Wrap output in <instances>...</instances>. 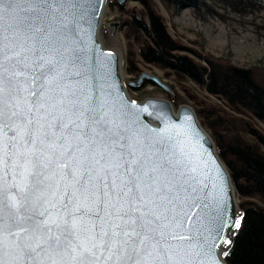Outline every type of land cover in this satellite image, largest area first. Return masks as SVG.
Instances as JSON below:
<instances>
[{
  "label": "snow or ice",
  "instance_id": "1",
  "mask_svg": "<svg viewBox=\"0 0 264 264\" xmlns=\"http://www.w3.org/2000/svg\"><path fill=\"white\" fill-rule=\"evenodd\" d=\"M42 9L50 13L54 6L0 0V133L8 138L0 163L13 181L8 189L0 186V252L24 264L66 257L77 264L170 260V239L194 237L174 234L190 217L183 207L175 211L171 196L180 186L158 179L168 161L152 165L126 116L123 126L108 121L103 106L92 101L84 107L61 89L59 53L53 55L48 43ZM37 82L39 91L31 89ZM25 91L26 114L19 103ZM47 108L46 119L54 123L38 128L36 113ZM184 192L186 207H197V188L188 185ZM48 195L53 200L46 207ZM157 202L172 205L169 214H160ZM53 212L57 219L50 221ZM85 217L92 221L87 229ZM219 227L235 235L240 224L221 214Z\"/></svg>",
  "mask_w": 264,
  "mask_h": 264
},
{
  "label": "water",
  "instance_id": "2",
  "mask_svg": "<svg viewBox=\"0 0 264 264\" xmlns=\"http://www.w3.org/2000/svg\"><path fill=\"white\" fill-rule=\"evenodd\" d=\"M44 7L54 6L53 12H44V25L48 27V43L52 45L53 55L59 53V71L62 75L60 87L63 91L74 94L80 103L87 107L92 101L104 108L108 121L117 119L123 126L124 118L130 134L136 135L140 142V150L147 154L152 165L159 168L165 159L168 167L158 171V179L162 183L172 182L180 187L172 193L175 211L181 207L190 219L187 227L174 230L175 235H191L194 239H170V260L161 256L158 264H227L223 261L222 251L230 244L228 241L235 235L227 228L220 229V216L235 218L241 225L242 213L234 197L225 166L215 153L214 144L208 133H205L192 109L184 104L174 111L171 103L164 99L144 98L140 102L132 100L125 90L120 71V57L117 52L104 48L99 40V26L105 10V0H37ZM122 3L123 0H117ZM5 25L7 21L4 22ZM67 25V27H64ZM115 28L117 22L111 23ZM144 82L152 83L169 94L170 87L160 79L146 72H141L136 79L130 80L127 86L138 89ZM25 87H28L27 85ZM31 89L40 90L39 82L31 85ZM30 89V90H31ZM29 91H25L24 99L19 101L22 111L31 107ZM50 108L36 113L38 128L54 120L46 119ZM159 129V132L156 130ZM39 135V133H38ZM8 138L0 133V156L7 153ZM139 155V152H138ZM191 169H195L194 172ZM2 163H0V186L8 189L13 181ZM179 173H187L181 176ZM193 177L195 178L193 180ZM22 186V181L17 180ZM192 185L197 188L199 200L197 207L189 210L184 204L186 193L184 188ZM15 195V193H12ZM49 206L53 200L48 195ZM154 199V197H153ZM58 204L59 201H56ZM159 204L160 214H169L172 205L166 202ZM151 208L152 205H149ZM43 210V209H41ZM57 219L55 212L50 221ZM92 221L84 218L85 229ZM7 244V237H5ZM3 264H24L22 258L0 252ZM53 264H77L71 258L55 259ZM111 264V262H101ZM150 264H157L152 261Z\"/></svg>",
  "mask_w": 264,
  "mask_h": 264
},
{
  "label": "trees",
  "instance_id": "3",
  "mask_svg": "<svg viewBox=\"0 0 264 264\" xmlns=\"http://www.w3.org/2000/svg\"><path fill=\"white\" fill-rule=\"evenodd\" d=\"M138 1L144 9L141 16L129 12V18H125L120 26L127 28V38L137 44L140 59L166 71L169 76L173 75L177 81L195 82L202 90L223 100L227 108L197 100L184 88L195 102L193 112L202 128L210 134L216 155L225 165L235 193L242 198L238 203L242 223L232 242L222 251L223 261L227 264H264V130L257 131L251 125V118L264 123V117L257 115V112L264 114V69L236 68L227 60L206 55L202 58L205 61L202 66L186 55L178 54L189 49L168 37L164 19L157 15L151 0ZM214 1L240 16L264 13V0ZM160 2L172 11L190 7L208 9L198 0ZM115 4L119 12L128 13L116 0L110 6Z\"/></svg>",
  "mask_w": 264,
  "mask_h": 264
},
{
  "label": "rangeland",
  "instance_id": "4",
  "mask_svg": "<svg viewBox=\"0 0 264 264\" xmlns=\"http://www.w3.org/2000/svg\"><path fill=\"white\" fill-rule=\"evenodd\" d=\"M151 1L157 15H161L164 19L168 37L178 40L180 44L189 49L188 51L181 50L178 54H184L202 66L205 65L202 58L206 55L227 60L236 68L260 67L264 69V13L262 11L240 16L227 8H222L214 0H198L204 2L208 9L195 10L190 7L180 9V11H172L167 10L160 0ZM111 2L114 0H105L103 19L99 26V40L104 48L120 54L122 82L125 84L126 93L132 100L140 102L144 98L164 99L171 103L174 111L178 106L184 104L193 111L195 102L187 96L184 90L186 88L192 95H195L197 100L219 105L227 110L223 100L202 90L195 82L188 79L177 81L173 75L169 76L166 71L141 60L137 44L132 39L127 38V28L120 26V23L125 18H129V12L135 16H141V12L144 11L143 6L138 0H123L122 3H118L116 0L118 4H122L124 11L128 10V13H121L116 4L110 6ZM115 22H117L115 28L110 26L111 23ZM141 72L157 76L160 81L170 87L172 93L169 94L152 83L146 82L138 89L127 86L128 81L136 79ZM242 117L249 120L247 116L243 115ZM251 125L257 131L264 130V123L256 118H251ZM203 130L208 133L205 129ZM214 150L216 153V149ZM234 197L238 206L242 198L235 193V188Z\"/></svg>",
  "mask_w": 264,
  "mask_h": 264
},
{
  "label": "flooded vegetation",
  "instance_id": "5",
  "mask_svg": "<svg viewBox=\"0 0 264 264\" xmlns=\"http://www.w3.org/2000/svg\"><path fill=\"white\" fill-rule=\"evenodd\" d=\"M253 108L256 109L254 106H253ZM256 110H258V109H256ZM262 113L263 112H261V113L260 112H257V115H259V117H264V114L262 115Z\"/></svg>",
  "mask_w": 264,
  "mask_h": 264
},
{
  "label": "bare ground",
  "instance_id": "6",
  "mask_svg": "<svg viewBox=\"0 0 264 264\" xmlns=\"http://www.w3.org/2000/svg\"><path fill=\"white\" fill-rule=\"evenodd\" d=\"M118 53V52H117ZM119 57H120V54L118 53ZM121 59V58H120ZM121 66V65H120ZM120 71H121V68H120ZM123 74V73H122Z\"/></svg>",
  "mask_w": 264,
  "mask_h": 264
}]
</instances>
